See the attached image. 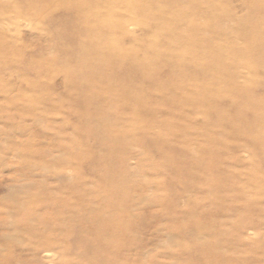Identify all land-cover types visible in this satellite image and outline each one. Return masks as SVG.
Segmentation results:
<instances>
[{
  "label": "rangeland",
  "instance_id": "374dc122",
  "mask_svg": "<svg viewBox=\"0 0 264 264\" xmlns=\"http://www.w3.org/2000/svg\"><path fill=\"white\" fill-rule=\"evenodd\" d=\"M135 1L0 0V264H264V0Z\"/></svg>",
  "mask_w": 264,
  "mask_h": 264
},
{
  "label": "bare ground",
  "instance_id": "6f19581e",
  "mask_svg": "<svg viewBox=\"0 0 264 264\" xmlns=\"http://www.w3.org/2000/svg\"><path fill=\"white\" fill-rule=\"evenodd\" d=\"M242 2L243 3H241V6H243L244 8H246V9H249L251 12L250 13H252V12H256L258 9H261V8H259V7H256V6H253V7H250V5H249V3L248 2H246L245 0H242ZM121 3L122 4H124V5H127V6H129V7H133V8H135V9H137V10H131V11H133V13L136 15V17L140 14V10H142L143 9V5H144V3H142L141 1H135V0H121ZM152 4H153V6L154 5H159V8L161 7V3L159 4L158 2H151ZM60 4V0H56V2H50V3H45L44 4V6L46 7V8H48V9H51L52 7H57L58 5ZM247 4H248V6H247ZM70 7H73V6H70ZM158 8V9H159ZM250 15V14H249ZM261 15V14H260ZM243 16V15H242ZM251 16V15H250ZM7 17V16H6ZM182 17V16H181ZM9 18L7 17V20L6 21H10V20H12V19H9ZM263 19L262 18H259V17H257V15H256V17H254V16H252V17H249L248 18V22L245 24V26H242V32H239L240 33V35H238L239 36V40H242V41H249L251 38L249 37V32H254L255 30L259 33V32H264V22L262 21ZM169 21V20H168ZM167 21V22H168ZM186 21H187V19L185 20V24H186ZM142 22H144V23H146V24H148L150 27H152L151 26V22L149 21V20H145V21H142ZM166 22V21H165ZM162 23H164V22H162ZM1 24V23H0ZM9 24V23H8ZM232 24V23H231ZM236 24V23H235ZM123 25L124 24H119L118 26L120 27V28H122L123 27ZM237 25V24H236ZM161 26V24L158 22H155V26L154 27H156V28H159ZM226 27V26H225ZM238 28H239V26H237ZM124 28H125V26H124ZM161 28H162V26H161ZM233 28V27H232ZM226 29H228V28H226ZM189 30V29H188ZM118 31V30H117ZM231 32V31H230ZM118 33V32H117ZM229 33V32H228ZM233 33V32H232ZM185 34V33H184ZM8 36V35H7ZM258 35H257V37L256 38H252L251 40H250V42H253V43H258ZM226 38V37H225ZM235 38V37H234ZM2 40H4V38H3V36L2 35H0V42L2 41ZM5 41H6V38H5ZM186 40H183V41H175V42H173L172 44H171V47H179L178 45H182L184 42H185ZM225 41V40H224ZM232 44V43H231ZM240 44V43H239ZM108 44L106 43V42H103L102 44H100L98 47H97V49H99L100 51H102V52H105L106 50H113V48L112 49H110L109 47H106ZM228 46V45H227ZM229 46H230V44H229ZM233 46V45H232ZM240 46V45H239ZM258 46V45H257ZM242 47V46H241ZM235 48H237V47H235ZM231 49V48H230ZM244 49V48H243ZM118 50H119V48H118ZM253 50V49H252ZM114 51V50H113ZM120 51V50H119ZM247 51V50H246ZM110 56H114L115 58H119V56H118V54L116 53V51L115 52H112L111 54H110ZM170 56V55H169ZM161 58V57H160ZM163 58V57H162ZM161 58V59H162ZM196 58V57H195ZM260 59V58H259ZM262 61V60H261ZM260 61V62H261ZM263 62H264V60H263ZM191 66V65H190ZM241 66V65H240ZM189 67V66H188ZM193 67V66H192ZM191 68V67H190ZM137 69V68H136ZM252 74V73H251ZM191 82V81H190ZM189 82V83H190ZM218 82H220V81H218ZM192 83V82H191ZM261 85V84H260ZM173 87H174V85H173ZM196 87H197V85H196ZM258 87V86H257ZM175 88H177V87H175ZM181 88V87H180ZM179 89V88H178ZM185 89H183V91H184ZM173 91V90H172ZM169 92H171V91H169ZM175 92V91H174ZM185 92V91H184ZM213 95H215V94H213ZM166 98H168L167 96H166ZM175 98V97H174ZM171 99V97L169 98V100ZM177 100V99H176ZM204 100H206V99H204ZM178 101V100H177ZM169 102V101H168ZM116 103V102H115ZM206 103V102H205ZM133 104V103H132ZM136 105V104H135ZM187 105V104H186ZM186 105H184V106H186ZM199 105V104H198ZM189 106V105H188ZM200 106V105H199ZM128 107V106H127ZM201 107V106H200ZM135 109V108H134ZM137 110H138V108H137ZM173 110V109H172ZM205 112V111H204ZM43 119V118H42ZM223 119H225V118H223ZM45 120V119H44ZM197 120V119H196ZM226 120V119H225ZM208 124V123H207ZM207 131V130H206ZM222 135V134H221ZM200 149V148H199ZM202 149V148H201ZM204 150H206V149H204ZM203 151V150H202ZM22 157V156H21ZM50 167H52V166H50ZM54 167V166H53ZM56 167V166H55ZM46 168V167H45ZM47 169V168H46ZM60 173V172H59ZM229 198H230V196H229ZM249 205V204H248ZM251 206V205H250ZM220 207V206H219ZM213 225V224H212ZM239 254V253H238Z\"/></svg>",
  "mask_w": 264,
  "mask_h": 264
}]
</instances>
